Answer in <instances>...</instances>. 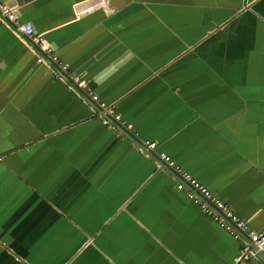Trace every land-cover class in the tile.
<instances>
[{
  "label": "crops",
  "instance_id": "crops-1",
  "mask_svg": "<svg viewBox=\"0 0 264 264\" xmlns=\"http://www.w3.org/2000/svg\"><path fill=\"white\" fill-rule=\"evenodd\" d=\"M3 1L94 59L78 86L0 14V264H264L158 155L264 230V0Z\"/></svg>",
  "mask_w": 264,
  "mask_h": 264
},
{
  "label": "built area",
  "instance_id": "built-area-1",
  "mask_svg": "<svg viewBox=\"0 0 264 264\" xmlns=\"http://www.w3.org/2000/svg\"><path fill=\"white\" fill-rule=\"evenodd\" d=\"M0 14L9 22L11 26L17 28L23 36L37 49V61L40 63H53L58 66L59 71L73 80L74 84L81 86L85 82L81 81V77L71 71L67 64L63 63L53 49L45 44V39L41 33H38L31 22L18 20L16 10L0 0ZM91 99L97 103L103 115L101 120L103 123L110 125L111 123H124L122 115L116 111L113 105L107 104L98 94H91ZM126 127L131 129L132 123H127ZM144 146L148 149H155L157 143L146 140ZM159 158L170 168L172 174L176 178V188L185 192L188 198L200 205L203 212L211 216L218 224L229 230L236 238L246 234L249 240L264 253V230L257 231L250 228L248 222L239 217L229 203L214 193L208 186L200 182L189 171L182 168L177 161L168 153L160 152ZM243 257H248V253L244 252Z\"/></svg>",
  "mask_w": 264,
  "mask_h": 264
},
{
  "label": "water",
  "instance_id": "water-1",
  "mask_svg": "<svg viewBox=\"0 0 264 264\" xmlns=\"http://www.w3.org/2000/svg\"><path fill=\"white\" fill-rule=\"evenodd\" d=\"M25 37V36H24ZM27 40H28V42H30L29 41V39L27 38V37H25ZM31 43V42H30ZM32 44V43H31ZM93 59L94 58H90L88 61H86L84 64H82L81 66H79L78 68H77V70H75V73L77 74V75H79L80 77H82L83 75H84V73L86 72V69H87V67L91 64V62L93 61ZM96 80H97V78H95V77H92L91 79H90V82H88V86L90 87L91 85H93L95 82H96Z\"/></svg>",
  "mask_w": 264,
  "mask_h": 264
}]
</instances>
